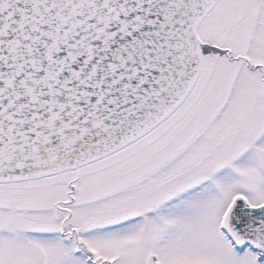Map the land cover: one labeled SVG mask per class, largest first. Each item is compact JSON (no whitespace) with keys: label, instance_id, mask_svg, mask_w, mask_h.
I'll return each mask as SVG.
<instances>
[{"label":"snow or ice","instance_id":"6c2138e0","mask_svg":"<svg viewBox=\"0 0 264 264\" xmlns=\"http://www.w3.org/2000/svg\"><path fill=\"white\" fill-rule=\"evenodd\" d=\"M0 264H264V0H0Z\"/></svg>","mask_w":264,"mask_h":264}]
</instances>
